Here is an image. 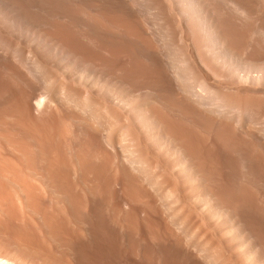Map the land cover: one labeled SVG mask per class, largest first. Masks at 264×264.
Wrapping results in <instances>:
<instances>
[{
    "label": "bare ground",
    "instance_id": "6f19581e",
    "mask_svg": "<svg viewBox=\"0 0 264 264\" xmlns=\"http://www.w3.org/2000/svg\"><path fill=\"white\" fill-rule=\"evenodd\" d=\"M0 264H264V0H0Z\"/></svg>",
    "mask_w": 264,
    "mask_h": 264
}]
</instances>
